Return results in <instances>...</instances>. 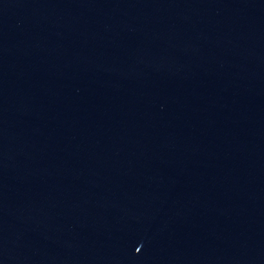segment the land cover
Masks as SVG:
<instances>
[{"label": "water", "instance_id": "95a60500", "mask_svg": "<svg viewBox=\"0 0 264 264\" xmlns=\"http://www.w3.org/2000/svg\"><path fill=\"white\" fill-rule=\"evenodd\" d=\"M0 264H264V0H0Z\"/></svg>", "mask_w": 264, "mask_h": 264}]
</instances>
